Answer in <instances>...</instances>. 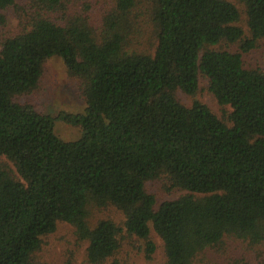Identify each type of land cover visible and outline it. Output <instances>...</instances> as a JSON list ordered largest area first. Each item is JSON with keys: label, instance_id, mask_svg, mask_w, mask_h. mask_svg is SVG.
Masks as SVG:
<instances>
[{"label": "trees", "instance_id": "trees-1", "mask_svg": "<svg viewBox=\"0 0 264 264\" xmlns=\"http://www.w3.org/2000/svg\"><path fill=\"white\" fill-rule=\"evenodd\" d=\"M242 1L246 29L231 0H0V156L12 165L0 163V264H39L60 223L86 243L83 264H117L124 234L150 257L156 233L159 264L264 245V69L244 60L264 40V0ZM147 20L152 52L136 41ZM54 55L85 99L83 113L58 116L80 126L73 141L29 99ZM199 75L228 112L178 100L196 95ZM157 179L185 192L158 203ZM106 208L121 220L91 219Z\"/></svg>", "mask_w": 264, "mask_h": 264}, {"label": "rangeland", "instance_id": "rangeland-1", "mask_svg": "<svg viewBox=\"0 0 264 264\" xmlns=\"http://www.w3.org/2000/svg\"><path fill=\"white\" fill-rule=\"evenodd\" d=\"M91 6L99 7L104 0H87ZM240 10L241 17L238 22L246 29L245 6L242 0H231ZM93 10V9H92ZM149 21L143 22L138 30H141L139 39V49L152 52V39H150ZM18 30V20L9 17L6 33H13ZM4 33V32H2ZM152 38V37H151ZM139 40V41H138ZM229 49L237 50L238 45L230 44ZM247 66H258L264 69V40L257 42L254 49L244 56ZM81 83L77 77L72 76L61 57L54 55L45 59L42 65V73L37 88L31 93L33 102L37 109L55 117L53 130L57 137L64 141L77 140L82 135L80 126L67 123L58 118L61 113L77 114L83 113L85 99L81 92ZM180 102L190 105L193 99H198L209 106L216 114L222 115L230 108L221 107L215 97L208 90V80L203 76L198 77V91L195 96H189L181 91L176 93ZM0 163L12 165L4 157L0 156ZM147 189L152 193L157 202L177 198L185 191L168 188L166 180L157 179L150 181ZM110 215L120 221L121 214L114 208L103 210H93L91 219L94 221L102 216ZM151 240L155 244L154 251L147 257L145 251V241L138 237H129L124 234L120 239V246L114 255L117 264H159L164 260V250L161 239L154 232L150 234ZM86 243L77 240L74 235V228L67 223H60L53 233L43 238L41 249L37 252L39 264H83L85 258ZM212 253H209L211 256ZM217 261L211 264H264V245L246 246L245 243L228 244L221 253H217ZM228 257L227 260L224 258ZM206 258L205 260H207ZM211 260V259H208Z\"/></svg>", "mask_w": 264, "mask_h": 264}]
</instances>
